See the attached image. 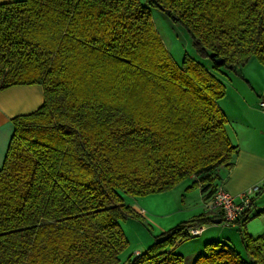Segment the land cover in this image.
Masks as SVG:
<instances>
[{
  "label": "trees",
  "instance_id": "trees-1",
  "mask_svg": "<svg viewBox=\"0 0 264 264\" xmlns=\"http://www.w3.org/2000/svg\"><path fill=\"white\" fill-rule=\"evenodd\" d=\"M151 7L181 24L213 68L236 72L253 57L264 65V0L0 4V90L40 84L45 95L14 118L0 169V264H184L175 246L212 220L204 212L121 258V222L142 215L124 194L195 177L190 188L210 200L238 152L219 105L226 85L191 56L175 63ZM248 220L237 222L246 257L212 240L193 264H264V234L250 235Z\"/></svg>",
  "mask_w": 264,
  "mask_h": 264
},
{
  "label": "rangeland",
  "instance_id": "rangeland-1",
  "mask_svg": "<svg viewBox=\"0 0 264 264\" xmlns=\"http://www.w3.org/2000/svg\"><path fill=\"white\" fill-rule=\"evenodd\" d=\"M142 1L146 3V0ZM151 13L155 29L177 65L181 66L184 58L191 56L217 75L226 85V91L231 92L236 85L242 84V87L248 89L251 96L261 105V101L264 100V65L258 59L253 57L246 66L240 67L236 72L224 67L215 69L210 58L196 52L188 31L181 24L157 7H151ZM219 105H222V99ZM187 184H191V187L193 181ZM180 185L182 186L179 188L176 186L168 192L145 196L124 194L128 204L139 202L145 213L139 218H130L121 222L129 242L127 249L121 255L123 261L137 250L145 251L153 244L156 236L192 219L193 216L195 217L194 214H197L196 216L201 214L198 212L201 208L196 201L197 197L200 199V196H197L200 189L193 186L192 189L186 190L188 197H183L185 184ZM205 225L223 227L222 235H215L213 230H209L202 235L179 242L175 246V251L184 256V264H192L195 254L204 250L207 241L214 239L229 241L239 253L246 257L245 246L237 226H228L224 222L217 224L209 222Z\"/></svg>",
  "mask_w": 264,
  "mask_h": 264
},
{
  "label": "crops",
  "instance_id": "crops-1",
  "mask_svg": "<svg viewBox=\"0 0 264 264\" xmlns=\"http://www.w3.org/2000/svg\"><path fill=\"white\" fill-rule=\"evenodd\" d=\"M13 1L17 0H0V4ZM44 101V89L40 84L13 85L0 90V169L4 165L15 131L14 118L37 111ZM221 107L228 117L226 125L228 135L231 141L238 146V152L234 157L233 168L219 169L221 176L219 183L236 197L249 187L261 184V191L254 197L252 206L244 215V218H249L245 224L246 230L253 237H258L264 234V213L256 216L258 212L264 209V108L260 102L258 103L251 96L248 89L242 87V84L236 85L231 92L227 91L226 96L222 98ZM187 180L194 181L195 177ZM189 181L185 180L181 183L185 184L183 197H188L186 190L190 188L191 184H187ZM180 186L182 185L179 184L176 188ZM198 188L200 192L197 193V196H200V199L197 197L196 201L198 207L201 208L198 212L201 214L209 213V216L212 217L210 223L217 224L213 220L221 218V215L218 212L209 211L207 206L209 200L204 199L201 188ZM132 206L137 209L138 213L142 215L145 213L139 202L132 204ZM233 226L239 228L238 223ZM203 227L202 234L209 230H213L215 235H222L223 233V229H221L223 227L213 225L210 227L203 225ZM140 252L142 251L137 250L135 253ZM201 252L195 254L193 263Z\"/></svg>",
  "mask_w": 264,
  "mask_h": 264
},
{
  "label": "built area",
  "instance_id": "built-area-1",
  "mask_svg": "<svg viewBox=\"0 0 264 264\" xmlns=\"http://www.w3.org/2000/svg\"><path fill=\"white\" fill-rule=\"evenodd\" d=\"M261 106L264 108V100L261 101ZM261 189V184H255L236 197L220 184L208 201V209L211 212H218L221 215L222 223L224 222L228 226L235 225L242 220L246 211L252 206L254 197ZM134 210L138 212L136 208ZM203 231V226H194L189 228V235L196 237Z\"/></svg>",
  "mask_w": 264,
  "mask_h": 264
},
{
  "label": "water",
  "instance_id": "water-1",
  "mask_svg": "<svg viewBox=\"0 0 264 264\" xmlns=\"http://www.w3.org/2000/svg\"><path fill=\"white\" fill-rule=\"evenodd\" d=\"M215 62L218 64H222L223 63V58H216ZM214 223H222V218H217L213 220Z\"/></svg>",
  "mask_w": 264,
  "mask_h": 264
}]
</instances>
